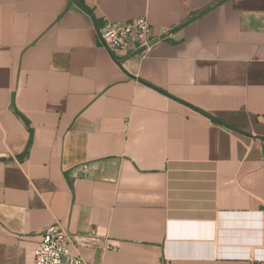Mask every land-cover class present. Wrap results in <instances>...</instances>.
I'll return each mask as SVG.
<instances>
[{
    "label": "crops",
    "instance_id": "crops-1",
    "mask_svg": "<svg viewBox=\"0 0 264 264\" xmlns=\"http://www.w3.org/2000/svg\"><path fill=\"white\" fill-rule=\"evenodd\" d=\"M141 16L148 52L100 46ZM53 224L90 264H264V0H0V264Z\"/></svg>",
    "mask_w": 264,
    "mask_h": 264
},
{
    "label": "built area",
    "instance_id": "built-area-1",
    "mask_svg": "<svg viewBox=\"0 0 264 264\" xmlns=\"http://www.w3.org/2000/svg\"><path fill=\"white\" fill-rule=\"evenodd\" d=\"M96 34L100 46L116 56L143 55L163 38L162 31L156 34L143 16L125 21L105 20L96 26ZM38 238L32 264H90L71 250L75 242L64 226L50 225L39 232Z\"/></svg>",
    "mask_w": 264,
    "mask_h": 264
},
{
    "label": "trees",
    "instance_id": "trees-1",
    "mask_svg": "<svg viewBox=\"0 0 264 264\" xmlns=\"http://www.w3.org/2000/svg\"><path fill=\"white\" fill-rule=\"evenodd\" d=\"M213 121H216V122H220L219 120L217 119H214L213 117L209 116Z\"/></svg>",
    "mask_w": 264,
    "mask_h": 264
}]
</instances>
